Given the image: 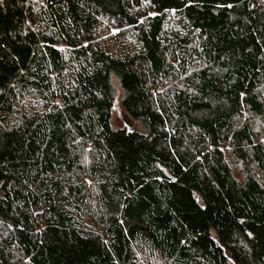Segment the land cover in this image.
Here are the masks:
<instances>
[{"label": "trees", "instance_id": "trees-1", "mask_svg": "<svg viewBox=\"0 0 264 264\" xmlns=\"http://www.w3.org/2000/svg\"><path fill=\"white\" fill-rule=\"evenodd\" d=\"M0 264H264V4L3 0Z\"/></svg>", "mask_w": 264, "mask_h": 264}, {"label": "rangeland", "instance_id": "rangeland-1", "mask_svg": "<svg viewBox=\"0 0 264 264\" xmlns=\"http://www.w3.org/2000/svg\"><path fill=\"white\" fill-rule=\"evenodd\" d=\"M112 83L114 88V105L111 117L113 127L116 129L125 128L128 130H140V124L128 114L123 105L124 91L118 80L113 78Z\"/></svg>", "mask_w": 264, "mask_h": 264}, {"label": "snow or ice", "instance_id": "snow-or-ice-1", "mask_svg": "<svg viewBox=\"0 0 264 264\" xmlns=\"http://www.w3.org/2000/svg\"><path fill=\"white\" fill-rule=\"evenodd\" d=\"M189 2L191 3L192 0H189ZM260 2H261L262 4H264V0H260ZM2 3H3V0H0V4H2ZM218 7H223V5H218ZM227 7L231 8V7H233V5L228 4ZM166 11H167V9H166ZM173 11H174V10H173ZM151 14H152V15H155V13H151ZM248 235H249V236H252V233H248Z\"/></svg>", "mask_w": 264, "mask_h": 264}]
</instances>
